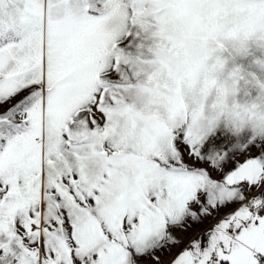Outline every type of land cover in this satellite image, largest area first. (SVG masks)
Returning <instances> with one entry per match:
<instances>
[{"label": "snow or ice", "instance_id": "6c2138e0", "mask_svg": "<svg viewBox=\"0 0 264 264\" xmlns=\"http://www.w3.org/2000/svg\"><path fill=\"white\" fill-rule=\"evenodd\" d=\"M233 32L264 0H0V264H264V112L182 75Z\"/></svg>", "mask_w": 264, "mask_h": 264}, {"label": "rangeland", "instance_id": "374dc122", "mask_svg": "<svg viewBox=\"0 0 264 264\" xmlns=\"http://www.w3.org/2000/svg\"><path fill=\"white\" fill-rule=\"evenodd\" d=\"M97 6L99 7V5ZM139 43L137 38L129 37L121 44V47L126 53L135 56L138 54L137 46ZM141 51L145 57L149 55L146 49ZM257 60L264 61V50L258 49L255 45L250 46L249 55H243L225 39L218 40L212 36L205 41L202 54L195 59L189 57L185 62L182 75L187 77L197 90L206 88L208 92L207 102L212 103L216 98V90L212 87V80L209 78V69L211 68L213 74L221 80L230 77L235 79L238 89L237 100L243 102L248 99L245 96L246 92L253 99L257 96L259 89L255 84L256 80L264 83V68L256 63ZM112 79L118 81L120 77L113 76Z\"/></svg>", "mask_w": 264, "mask_h": 264}, {"label": "clouds", "instance_id": "9594fccd", "mask_svg": "<svg viewBox=\"0 0 264 264\" xmlns=\"http://www.w3.org/2000/svg\"><path fill=\"white\" fill-rule=\"evenodd\" d=\"M225 41L233 45L236 50L243 54H250V46L255 45L258 49L264 47V40L259 38L244 37L238 33H230L225 37ZM256 63L260 67L264 68V61L257 60ZM235 75V74H233ZM209 78L212 80V87L216 90V95L219 97V108L217 110L216 118L219 119L221 115L228 117L231 114L236 115H256L264 112V89L259 88L260 83L256 80L255 84L259 91L257 96L253 99L249 93H245L248 99L243 102L237 100V87L235 79L231 77L229 79L221 80L213 74L212 69H209ZM255 79V78H254ZM231 80V82H229ZM167 85H161L159 91L161 94L166 90ZM153 116L158 115L157 113H152Z\"/></svg>", "mask_w": 264, "mask_h": 264}]
</instances>
